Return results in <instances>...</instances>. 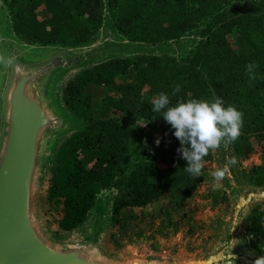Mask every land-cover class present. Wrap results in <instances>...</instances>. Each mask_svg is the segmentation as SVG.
Segmentation results:
<instances>
[{
	"label": "trees",
	"instance_id": "trees-1",
	"mask_svg": "<svg viewBox=\"0 0 264 264\" xmlns=\"http://www.w3.org/2000/svg\"><path fill=\"white\" fill-rule=\"evenodd\" d=\"M1 1L21 40L62 48L94 42L107 17L114 32L134 42L166 43L204 26L196 48L183 59L156 54L111 58L66 82L63 102L84 126L60 143L47 178L49 210L57 215L60 230L83 226L99 192L111 186L117 189L111 204L116 244L144 236L156 219L163 237L188 227L196 209L190 203L215 156L210 151L204 157L200 177L184 170L188 165L177 152L182 145L175 130L163 111H152L160 93L169 97L170 107L192 99L212 102L215 96L225 108L242 112L241 134L227 151L236 159L259 152L262 163L238 174L264 186V0ZM249 63L258 65L254 81L246 74ZM177 85L180 91L173 94ZM141 121L150 132L133 159ZM199 195L212 197L213 206L225 200L213 189ZM246 229L250 244L264 254V206L251 210Z\"/></svg>",
	"mask_w": 264,
	"mask_h": 264
},
{
	"label": "water",
	"instance_id": "water-1",
	"mask_svg": "<svg viewBox=\"0 0 264 264\" xmlns=\"http://www.w3.org/2000/svg\"><path fill=\"white\" fill-rule=\"evenodd\" d=\"M103 48L57 51L39 61L3 43V56L15 59L2 69L0 84V264H217L220 254L180 259L116 254L103 243L100 227L68 239L48 230L42 213L46 165L57 139L71 127L54 103L53 88L62 73L103 55Z\"/></svg>",
	"mask_w": 264,
	"mask_h": 264
},
{
	"label": "rangeland",
	"instance_id": "rangeland-1",
	"mask_svg": "<svg viewBox=\"0 0 264 264\" xmlns=\"http://www.w3.org/2000/svg\"><path fill=\"white\" fill-rule=\"evenodd\" d=\"M203 27V24H201L184 37L166 43L134 42L114 32L107 17L104 26L94 42L75 48H62L53 45L27 43L21 40L11 29L9 8L0 0V55H3L4 42L15 44L23 52L32 56V58L37 57L34 60L39 61L42 58L38 56L48 55L57 51L80 54L93 50L96 51L104 47L102 49L103 55L91 58L79 66L62 73L57 78L53 88V100L57 109L68 116L71 122V127L57 139L55 147L51 152L46 165L42 189L44 222L54 236L66 239L77 238L100 227L103 243L110 252L116 254L165 259L198 258L220 254L222 256L217 260V264H254L255 259L264 256L263 253L256 250L250 244L246 229L247 217L251 213V210L257 205L264 206V186L249 183L245 177L238 174L239 171L246 170L254 164L262 163L259 152L252 154L249 158L236 159V165L230 168V173L226 175L217 188L213 187V177L208 175L198 191L199 194L203 192L206 194L208 190L213 189L219 192L220 196L224 195L225 200L221 199L219 204L213 206L212 197L205 199L199 194L196 195L190 203L196 209L192 214L188 227L186 226L169 237H163L157 232L159 219H156L152 224V229L148 230L144 236L135 238L132 242H125L126 240H124L116 244L117 242L112 238L115 227L111 219V204L114 196L117 194L115 186L105 188L99 192L96 205L93 207L88 220L83 226L73 231L60 230L57 225V215L49 210L47 178L50 175L49 171L54 162L55 153L63 140L84 126V122L74 117L63 102L62 89L66 82L78 71L111 58L156 54L183 59L196 48L201 39ZM107 44L109 46L105 48ZM117 48H122L123 50L117 51ZM113 50L116 52H113ZM3 68L4 66L0 65V84H2L4 78ZM141 122L140 125L143 128L136 131L133 139L138 145L132 146L130 152L133 159L143 151L142 139L150 132L145 126L146 122ZM230 152L231 150L228 152L223 146L215 151L213 161L208 164V174L217 168H222L226 163V157L236 158ZM155 207L152 206L151 210Z\"/></svg>",
	"mask_w": 264,
	"mask_h": 264
},
{
	"label": "clouds",
	"instance_id": "clouds-1",
	"mask_svg": "<svg viewBox=\"0 0 264 264\" xmlns=\"http://www.w3.org/2000/svg\"><path fill=\"white\" fill-rule=\"evenodd\" d=\"M14 59L0 55V65L5 68L11 67ZM257 68L258 65L255 63L246 66L249 80L256 79ZM180 87L177 85L173 94L179 92ZM152 104V111L156 113L163 111V119L175 130L174 135L182 145L177 152L187 161L188 166L184 170L193 177L202 175L204 157L210 151L215 152L221 146L227 151L241 134L243 113L233 106L225 108L224 101L219 97L214 96L212 102L195 99L180 101L176 106L170 107L169 97L160 93ZM156 144L159 146V139L156 140ZM236 163L235 157H226V163L222 168L209 173L214 179V188L220 186L221 181L230 173V168ZM152 264L157 262L153 261ZM254 264H264V256L255 259Z\"/></svg>",
	"mask_w": 264,
	"mask_h": 264
}]
</instances>
